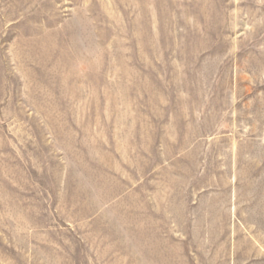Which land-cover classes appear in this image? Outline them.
<instances>
[{
	"label": "rangeland",
	"instance_id": "obj_1",
	"mask_svg": "<svg viewBox=\"0 0 264 264\" xmlns=\"http://www.w3.org/2000/svg\"><path fill=\"white\" fill-rule=\"evenodd\" d=\"M0 264H264V0H0Z\"/></svg>",
	"mask_w": 264,
	"mask_h": 264
}]
</instances>
